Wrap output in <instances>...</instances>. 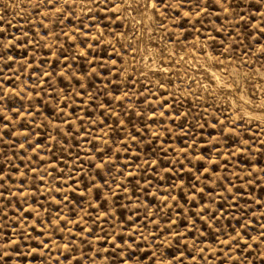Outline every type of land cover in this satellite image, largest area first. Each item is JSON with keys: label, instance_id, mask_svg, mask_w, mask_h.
<instances>
[{"label": "rangeland", "instance_id": "obj_1", "mask_svg": "<svg viewBox=\"0 0 264 264\" xmlns=\"http://www.w3.org/2000/svg\"><path fill=\"white\" fill-rule=\"evenodd\" d=\"M0 264H264V0H0Z\"/></svg>", "mask_w": 264, "mask_h": 264}, {"label": "snow or ice", "instance_id": "obj_2", "mask_svg": "<svg viewBox=\"0 0 264 264\" xmlns=\"http://www.w3.org/2000/svg\"><path fill=\"white\" fill-rule=\"evenodd\" d=\"M218 2H219V0H218Z\"/></svg>", "mask_w": 264, "mask_h": 264}]
</instances>
